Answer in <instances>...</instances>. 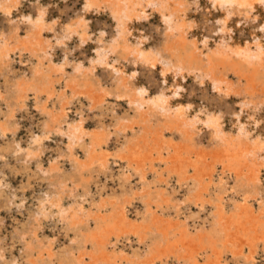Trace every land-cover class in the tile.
Instances as JSON below:
<instances>
[{"label":"bare ground","instance_id":"1","mask_svg":"<svg viewBox=\"0 0 264 264\" xmlns=\"http://www.w3.org/2000/svg\"><path fill=\"white\" fill-rule=\"evenodd\" d=\"M68 1L0 0V264H257L264 0Z\"/></svg>","mask_w":264,"mask_h":264},{"label":"rangeland","instance_id":"2","mask_svg":"<svg viewBox=\"0 0 264 264\" xmlns=\"http://www.w3.org/2000/svg\"><path fill=\"white\" fill-rule=\"evenodd\" d=\"M43 2L45 1V0H42ZM187 3V5H191V3L192 2H194V0H187L186 1ZM68 3H71V0H69L68 1ZM198 4H199V10H202V8L204 7V1L203 0H198ZM78 5L76 4L75 5V7H77ZM157 14H156V12H153L152 13V15L149 17V24H151V25H156L157 23H158V17L156 16ZM197 17V11L195 12H193L192 14H190V17H188V19H187V22H189V23H191V22H193L194 20H195V18ZM106 20V19H105ZM109 21L110 20H108L107 19V22L109 23ZM248 30V28L247 27H245V29H244V32H246ZM196 31V30H195ZM195 31H193V33L195 34ZM233 35H234V38L235 39H237L236 37L239 35V33H238V31L237 30H235V32L233 33ZM193 34L191 35V36H189V39H192L193 37ZM243 38V37H242ZM248 38V37H247ZM246 38V39H247ZM193 40H194V38H193ZM202 36H199L195 41H197V44H198V46H199V49H201L202 48ZM241 41H243V40H241ZM150 44V43H149ZM90 46L89 45H86V48H89ZM236 49H239L240 48V50L239 51H245V45H240L239 47H235ZM203 52H204V54H206V49H203L202 50ZM86 53L88 54V55H90V50L89 49H87V51H86ZM115 56H118V55H115ZM232 77V76H231ZM155 79H158V77H157V75H156V77H155ZM191 84H193L192 83V80L189 78L188 80H187V83H186V85H185V87H187V90L185 91V93H184V95H183V97L181 98V100H180V103H187L188 101L186 100V98L188 97V91H189V89H191L192 87H191ZM241 85H242V87H243V85H244V83H242V84H236V87L238 88V86H239V88H241ZM211 84H208L207 85V87H206V93H205V95L207 96V97H213V98H216V100H215V102H218V101H220L219 100V98H217V92H215L212 88H211ZM194 92H195V94H196V96H194L193 98V101H192V103L194 104L195 103V105H194V107L195 108H192V111H191V113L193 112V113H195V111L196 110H198V109H200V108H202L201 106L203 105L202 104V99H201V95H203L204 93H203V91L201 90V89H198V88H195V90H194ZM215 94V95H214ZM234 99H235V101L237 102V103H235L234 102ZM239 98L237 99V97H232V99H229L228 100V103L227 104H229L230 106H232V110L229 112V113H227V115H226V112H225V110L223 109V106L221 107V106H218V107H213V105H208V106H206V113L207 114H212V115H214V117H216L215 115H217V116H219L220 114H222V115H224V117H223V119H224V122H223V125H225L226 127H228L229 125H230V120L235 116V113H236V111H238L239 109H240V103H241V99L239 100ZM261 100L263 101L264 99H262L261 98ZM233 101V102H232ZM197 103V104H196ZM233 103H235V104H233ZM237 104H239V105H237ZM211 108H213V110L211 109ZM216 109V110H215ZM208 110V111H207ZM234 110V111H233ZM264 109L262 108V115H264V111H263ZM212 111V112H211ZM215 111H216V113H215ZM218 113V114H217ZM232 114V115H231ZM203 115V114H202ZM203 118H204V116H202ZM229 120V121H228ZM26 123V122H25ZM26 126H28V124H26V125H24V127H26ZM205 130H206V128H203V130H201L200 132H202L203 134H202V136L200 137V140L202 141V142H206V144L208 143V134H206L205 133ZM21 135L23 136V137H25V131H22L21 132ZM206 138H207V140H206ZM117 169V168H116ZM262 173H263V175H262V180L264 181V169L262 170ZM21 179V177H20V175L19 174H17V175H15V177L13 178V183H15V184H17L18 182H19V180ZM106 184H108L109 186L110 185H113L112 183H109V182H106ZM109 189V188H108ZM179 191L178 192H176V195H177V199H178V201H180V200H182L183 199V195H182V193H184L183 191H181V189L179 188L178 189ZM227 200H228V203H231V201L228 199V197H227ZM193 211H191V213H193V214H196V209H192ZM210 212H211V210L209 209V206H206V209L204 210V211H202V212H200L199 213V215H200V218H205L206 217V221H207V223H206V225H207V227L209 228L210 227V224H208V223H211L212 222V215L210 214ZM6 222H9V218H6ZM61 237V236H60ZM133 246L136 248L137 247V243L135 242V241H133ZM140 248V247H139ZM141 248L143 249V246H141ZM244 254H247V253H244ZM232 256L231 255H228V260H229V264H235V262L234 261H232L230 258H231ZM256 260H257V264H264V254H263V251L261 250V248H258V253L256 254ZM88 261V260H87ZM87 261H85V263L87 262ZM242 263H243V261H242Z\"/></svg>","mask_w":264,"mask_h":264}]
</instances>
